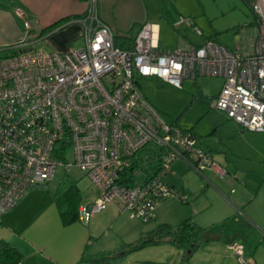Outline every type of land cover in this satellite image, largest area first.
Here are the masks:
<instances>
[{
	"label": "built area",
	"instance_id": "obj_1",
	"mask_svg": "<svg viewBox=\"0 0 264 264\" xmlns=\"http://www.w3.org/2000/svg\"><path fill=\"white\" fill-rule=\"evenodd\" d=\"M244 1L258 24L247 49L229 50L213 39L166 49L151 22L141 25L128 47L116 46L113 29L98 17L92 0L78 20L80 49L44 53L21 41L0 53V221L30 187L52 182L62 165L67 171L78 167L99 190L92 213L114 205L144 223L164 200H184L167 180L174 163L223 176L196 136L164 119L141 86L149 78L178 89L200 77L221 79L210 108L244 131L263 133L264 0ZM24 27L31 29L28 21ZM173 27L203 36L190 17H179ZM60 147H68L64 159L57 156ZM145 152L141 161L154 163L153 170L141 181L137 173L130 186L118 183ZM228 250L240 264H252L242 244L232 242Z\"/></svg>",
	"mask_w": 264,
	"mask_h": 264
},
{
	"label": "rangeland",
	"instance_id": "obj_2",
	"mask_svg": "<svg viewBox=\"0 0 264 264\" xmlns=\"http://www.w3.org/2000/svg\"><path fill=\"white\" fill-rule=\"evenodd\" d=\"M186 4L192 11L196 27L207 37L205 39H215L229 50L235 51L237 47L246 49L258 33L256 20L244 0H186ZM160 37L168 46L179 48L181 39L177 29L168 24L161 25ZM55 43L37 40L29 47L35 51L50 53L71 46L80 49L84 45L79 36L69 41L62 37ZM221 84L222 81L218 78L200 77L196 82L185 81L182 89L152 80L144 81L141 88L164 119L177 122L185 130L193 126V131L199 136L198 145L202 149H209L213 160L231 169L236 168L235 175L226 174V178L221 180L216 172H212L206 175L208 180L222 186L221 191L225 194L232 189L240 193L249 188L248 184L254 185L252 189H247V197L255 198L246 205L249 206L247 212L256 219L251 217L253 220L264 225V132L243 131L231 136V122L213 130L215 123L219 124L223 116L218 110L211 109L209 104ZM141 156L142 154L139 155ZM139 157L138 165H143V171L138 173L137 179L141 181L144 172L153 170L155 164L145 165ZM67 162L73 163L71 152L67 153ZM187 169L183 165L173 166L177 175L182 174L176 179H182L183 189L178 186L176 189L184 200L177 197L164 200L154 208L151 221L144 223L126 212L120 214L114 205H107L100 212L92 213L90 207L99 198V190L78 167L69 165L68 171H65L62 165L57 167L52 182L28 190L19 205L10 212L11 217L15 218L16 230L20 235L12 239L13 233L8 232L3 220L0 224V239L7 238L25 247L23 243L27 242L22 239L24 237L27 241L45 246L47 250L53 248L62 257L67 254L63 261H67V264H77L82 257L80 253L84 250L90 258H97L103 253L119 255L120 264H213L208 262L212 260L208 253L197 250L188 256L184 248L170 243H149L138 248L135 246L139 244L142 235L159 224L175 226L187 218H193L199 225L207 228L202 238L218 234L221 238L217 242L222 245L236 238L250 253L259 248L257 254L262 255L264 238L260 232L247 223L248 220L241 213L230 211L221 202V197L209 185L206 177L193 174L191 168L193 172ZM63 179L75 183L80 196L78 217L65 226L53 200V193ZM76 247L78 249L74 254ZM77 256L80 257L79 260ZM218 261L216 264H240L232 257Z\"/></svg>",
	"mask_w": 264,
	"mask_h": 264
},
{
	"label": "crops",
	"instance_id": "obj_3",
	"mask_svg": "<svg viewBox=\"0 0 264 264\" xmlns=\"http://www.w3.org/2000/svg\"><path fill=\"white\" fill-rule=\"evenodd\" d=\"M90 5H92V0H88V1L0 0V53H4V51L12 50L14 48L16 49L17 45L21 41H25L26 43H29L28 44L29 47L30 44H33L37 40H46L56 44L58 42L55 43V41H57L59 38L62 37L67 38L68 41L73 40L78 36L80 37L81 30L78 24V20L84 17L86 12L90 8ZM95 7L98 17L103 22L110 25L111 28L113 29L115 33V43L123 48L128 47L131 44V39L137 34L139 28L143 23L151 22L158 26V36H159L160 45L166 49H175L174 46L172 47L168 46L166 42L161 39L160 37L161 25L168 24L173 29H177L173 27V24L179 19V17H184V15H187V17L192 18L194 21V16H192V11L189 8L188 4H186V0H95ZM16 10H20L23 13L24 17L22 18L18 16ZM25 21H28L31 25V29L29 31H27L24 27ZM177 31L181 39L179 47L188 44L197 45L202 42L203 40L202 37L204 39L207 38L204 36L196 37L188 30H184V29H177ZM248 47L249 46H247L246 49ZM68 48L70 47H67L65 50L57 51V52H64ZM151 80L156 82L159 81L158 79L155 78H149L146 79L145 82ZM162 84L165 83L162 82ZM219 91L213 96V98H215L218 95ZM147 100L149 101L148 98ZM158 112L162 115L160 111ZM220 113L223 116L222 117L223 120L219 121L218 122L219 124L215 123V129L213 130H217V127L222 126L224 123L231 122L233 124L232 131L231 132L229 131L231 136H234L235 134L244 131L236 123L229 120L224 113L222 112ZM173 123L179 126L177 122H173ZM182 130L193 133L196 136V138L199 140V136L193 131V126L189 128V130H185V129ZM204 150L207 151L209 154L211 152L207 148H205ZM215 162L220 168H222L225 171V174L223 176L219 175L222 178L221 180L226 178V174L234 173L235 175L234 170L236 168L233 167L231 169L228 166L225 165L223 166L221 163L217 161ZM174 165H183L185 167H188V169H190L191 167L183 161H178L172 165L171 172L167 176V180L171 186H173L175 189L176 186H178V188L183 189V186L181 184L182 179L179 180L176 179L177 176L180 177L182 174L177 175L176 171H173ZM188 169L187 171H189ZM193 171L191 170V172ZM150 172H148L146 175H148ZM212 172L215 171L206 170L203 171L201 174L196 173L194 171L193 174L206 177L207 174H211ZM260 177H262V175ZM207 181L208 183H210L209 185L216 190L217 195L221 197L220 199L221 202H223L225 206L230 208V211H237L241 213V215H243V217H245L248 220L247 223L251 224V226H253L255 230H258L264 238L263 223L256 222L255 221L256 219L251 214H249V212H247V210H249L248 209L249 206L246 205H248L255 199L253 197L250 198L247 197L248 196L247 189H252L254 185L248 184L247 187L249 188L243 189L240 193H236L232 189V191L230 190L228 193L225 194L224 192L221 191L222 186L219 187L215 185L211 181V179L210 180L207 179ZM176 191L178 190L176 189ZM231 194L234 196L232 197ZM209 201H210L209 205L211 206L212 205L211 200ZM10 212L6 213L2 217L0 224H2L4 220L3 223L4 225H6L8 232L10 231L11 233H13L12 239H15L16 236L20 235V233L17 232L16 230L17 223L15 221V218L11 217ZM251 217H253L255 220H253ZM195 223L198 224L197 222ZM199 226L202 227L201 225ZM220 238L221 237L218 236V234L217 235L211 234L206 236V238H202V240L204 241L210 240V242L203 243L197 248L198 251L197 250L196 251L197 252L202 251L208 253L212 259L209 260L208 262L213 264L219 262L218 260L221 258L222 259H225L227 257H229V259L230 257L235 258L233 255H230V251L228 250V245L232 242H238V240L236 238H233L229 241H226L225 245H222V243L217 242L220 240ZM22 239H24L25 242H27V244L23 243L25 247L19 244H15L12 242V240L6 238L8 242H11L13 245H15L22 253L23 255L22 264H67L68 263L67 261H66L67 263L63 262L65 261L64 257H66L67 254H65V256L62 257L61 254L58 255L56 251L53 250V248L47 250L45 246L39 245L32 241H27L24 237H22ZM77 249L78 247H76V250H74V254L77 251ZM258 250L259 248H256L254 252L250 253L247 249L244 248L245 257L248 260H251L252 264H264V249L262 250V255L260 256H258L257 254ZM79 256H77V260L80 259ZM76 263L84 264L78 261Z\"/></svg>",
	"mask_w": 264,
	"mask_h": 264
},
{
	"label": "trees",
	"instance_id": "obj_4",
	"mask_svg": "<svg viewBox=\"0 0 264 264\" xmlns=\"http://www.w3.org/2000/svg\"><path fill=\"white\" fill-rule=\"evenodd\" d=\"M80 1H88V0H80ZM87 13V12H86ZM211 39V38H209ZM116 44V43H115ZM116 46H119L116 44ZM158 112V111H157ZM159 113V112H158ZM160 114V113H159ZM161 115V114H160ZM68 147H60V151H58V158L64 159L65 152H67ZM147 154L142 153L140 159L147 158ZM130 169L126 170V173L122 178L118 180V183L124 184L126 186H130L135 184V175L141 171H143V165H133ZM138 167V168H137ZM67 171V170H65ZM147 172H144V177ZM143 177V178H144ZM43 185H35L30 187L39 188L43 187ZM28 189V190H30ZM79 192L77 191L75 183L63 179L58 187L55 189L53 193V200L56 204L57 210L59 212L62 224L68 225L73 220L78 217L79 213ZM1 223V221H0ZM206 229L200 227L195 223L193 218H187L183 220L181 223L171 226L168 224H159L155 228H153L150 232L145 235H142L139 244L135 245L137 248L142 247L145 244L149 243H170L179 248H184L186 251V255L190 256L194 253L197 248L205 242H210V240H202L201 236L204 234ZM188 251H190L188 253ZM121 257L116 254L103 253L97 258H90L86 255L84 250L82 257L80 259V263H88V264H120ZM23 263V255L20 250L8 242L5 239H0V264H22Z\"/></svg>",
	"mask_w": 264,
	"mask_h": 264
},
{
	"label": "water",
	"instance_id": "obj_5",
	"mask_svg": "<svg viewBox=\"0 0 264 264\" xmlns=\"http://www.w3.org/2000/svg\"><path fill=\"white\" fill-rule=\"evenodd\" d=\"M254 16V15H253ZM254 19H255V16H254ZM256 27L258 28V24H257V22H256ZM190 251H188V253H189Z\"/></svg>",
	"mask_w": 264,
	"mask_h": 264
}]
</instances>
